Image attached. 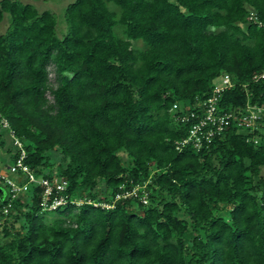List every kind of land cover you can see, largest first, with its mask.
Here are the masks:
<instances>
[{
	"label": "trees",
	"instance_id": "1",
	"mask_svg": "<svg viewBox=\"0 0 264 264\" xmlns=\"http://www.w3.org/2000/svg\"><path fill=\"white\" fill-rule=\"evenodd\" d=\"M250 8L264 21V0H70L58 35L51 9L0 0V135L13 130L36 175L85 197L42 209L31 182L5 213L0 174V264H264V126L258 143L229 126L199 150L175 144L183 106L222 72L236 83L221 107L245 103L241 82L264 101V77L250 79L264 69V27ZM4 151L7 166L13 139ZM134 185L146 203L86 200Z\"/></svg>",
	"mask_w": 264,
	"mask_h": 264
},
{
	"label": "built area",
	"instance_id": "2",
	"mask_svg": "<svg viewBox=\"0 0 264 264\" xmlns=\"http://www.w3.org/2000/svg\"><path fill=\"white\" fill-rule=\"evenodd\" d=\"M248 18L259 26L264 27V21L259 19L255 10L250 8ZM264 77V69L255 72L250 79L258 80ZM236 81L229 72H222L212 86L210 95L202 99H196L192 104L187 103L183 106L184 112L179 114L178 119L188 123L187 134L175 141L176 147L180 150L183 147L190 145L196 150H199L203 145L208 144L212 139L223 132L227 127L234 126L236 131L247 134V139L258 143L260 137L257 130L264 126V101L258 103L252 100V91H248L247 83L240 84L246 90V101L243 105L233 106L230 109H225L220 106V98L225 89L233 87ZM180 105L175 102L173 108H179ZM0 125L2 128L9 127V121L0 111ZM10 136L13 143L18 148V155L7 165V174H1L7 189L8 199L3 206V212H8L12 205V199L21 193H24L29 184L33 182L42 187L40 204L42 209H54L60 205L68 203L81 204L85 201V197L75 198L69 197L63 193L67 186V179L58 174H53L50 177L36 175L31 167L24 162L26 151L21 139L15 135L13 130H10ZM25 181L19 183L20 178ZM139 185H134L131 189H123L115 193L111 201H91L94 205H102L110 207L114 201L121 197L137 196L142 202H147V193L143 190L138 192Z\"/></svg>",
	"mask_w": 264,
	"mask_h": 264
},
{
	"label": "rangeland",
	"instance_id": "3",
	"mask_svg": "<svg viewBox=\"0 0 264 264\" xmlns=\"http://www.w3.org/2000/svg\"><path fill=\"white\" fill-rule=\"evenodd\" d=\"M24 2H32L39 10H42L44 8H49L52 11H54L56 18H57V34L62 35L66 32L67 29V21L64 15V7L70 0H21ZM8 23V14L5 13L4 19L0 22V31H4ZM138 45H141V42L138 41ZM52 69V68H51ZM54 76L53 70L50 72V77ZM0 138L3 139L4 143L3 146H1L0 150V174H7V162L5 161L7 158L6 152L4 151L5 147L9 146L12 143V139L8 134L2 133L0 135ZM124 162L127 164L128 161L124 160ZM9 163V162H8ZM261 174L264 176V166L261 167ZM2 181H0V184ZM105 187L104 183H100L98 185V188L103 190ZM22 199H25V194L22 195ZM219 212L222 214H225L227 216L226 212L228 209V205L226 203L219 204ZM55 213H50V215H54ZM17 229H21L19 223H17Z\"/></svg>",
	"mask_w": 264,
	"mask_h": 264
},
{
	"label": "water",
	"instance_id": "4",
	"mask_svg": "<svg viewBox=\"0 0 264 264\" xmlns=\"http://www.w3.org/2000/svg\"><path fill=\"white\" fill-rule=\"evenodd\" d=\"M4 194V188L0 186V197H2Z\"/></svg>",
	"mask_w": 264,
	"mask_h": 264
}]
</instances>
